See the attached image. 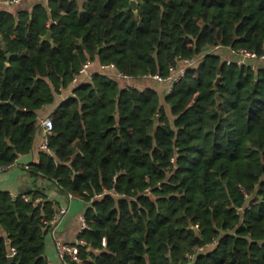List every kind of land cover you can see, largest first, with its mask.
Masks as SVG:
<instances>
[{"label": "trees", "instance_id": "16d2710c", "mask_svg": "<svg viewBox=\"0 0 264 264\" xmlns=\"http://www.w3.org/2000/svg\"><path fill=\"white\" fill-rule=\"evenodd\" d=\"M130 1L0 9V167L32 151L39 110L88 59L142 78L198 58L171 91L101 73L78 84L29 172L88 203L83 264H264V63L219 51L264 54V0ZM23 194L0 191V264L9 247L11 264H50L53 202Z\"/></svg>", "mask_w": 264, "mask_h": 264}, {"label": "crops", "instance_id": "0c3cea01", "mask_svg": "<svg viewBox=\"0 0 264 264\" xmlns=\"http://www.w3.org/2000/svg\"><path fill=\"white\" fill-rule=\"evenodd\" d=\"M80 3H83L84 0H78ZM43 5L45 7H49L50 0H18L11 4H3L2 8L4 10H8L14 12L17 16H19L20 12L23 11H31L36 5ZM59 13L64 14L65 12L60 9ZM56 22V21H55ZM51 20L49 21V25ZM1 39V35H0ZM219 51L227 53V57L233 58L234 55L230 50H223L219 48ZM233 55V57H232ZM184 65L183 62L180 63ZM101 62L98 59L93 60V64L90 66L86 74L75 75V77L81 79L80 82L89 81L92 79L93 75L96 73L104 74L101 70ZM81 69V68H80ZM106 75V74H105ZM110 76V75H108ZM121 81V84L124 86H128L130 83H133L135 87H146L151 86L154 87L162 92L166 89V83L169 85V81L167 82H160L154 78H132L131 80H127L125 78H121L119 76H111ZM85 79V80H82ZM78 86V83H74L73 80L71 85L68 88L61 89L60 93L57 94L55 101L51 104L46 105L41 110H39V130L35 137L34 146L32 151L26 154H20L16 161L9 167L3 168L0 167V191L9 192L13 197H16L19 194H23L27 192V190H40L43 194L47 197L48 200L53 202V207L55 208L56 212L61 206H67L68 212L60 222L57 224L56 227V234L57 236L67 242V243H79L82 245L81 242V233L83 232L82 228V220L81 217L85 215V211L88 207V203L82 199H79L75 196L69 199L68 193L62 192L57 183L43 177H33L30 172L29 166L31 162L38 161L39 154L42 148V126L41 121L45 117L51 115V113L60 105L61 102L68 99L72 95H74V88ZM169 91V90H168ZM30 167V166H29ZM25 196L30 197L29 195L23 194ZM31 198V197H30ZM42 200V197H37L35 202ZM55 212V214H56ZM54 214V215H55ZM4 236H7L4 230H1ZM8 242L10 243L9 238L7 237ZM13 247H9V254L12 252ZM46 256L49 259L50 264H80L78 262L68 260L67 262H63L60 257L58 256L54 238L51 235V230L47 237V247H46Z\"/></svg>", "mask_w": 264, "mask_h": 264}, {"label": "built area", "instance_id": "2783aa9c", "mask_svg": "<svg viewBox=\"0 0 264 264\" xmlns=\"http://www.w3.org/2000/svg\"><path fill=\"white\" fill-rule=\"evenodd\" d=\"M18 0H0V8H2L3 4H11ZM5 6V5H4ZM3 6V7H4ZM218 47V46H217ZM229 50L234 55V58H229L228 63L236 62L240 65L246 64L250 66L252 69L258 68V63H264V54L259 55L256 51L248 49V48H240V49H234L229 48ZM198 58H186L182 60L184 65L179 66H172L171 67V73L167 77H164L160 74H149L145 75L146 78H154L160 82H171L172 86L169 88V91L172 90L173 84L176 81H179L186 73V70L188 67L194 65L198 62ZM93 64V60L88 59L81 67L80 69V75L86 74L90 66ZM101 70L104 74L110 75V76H119L121 78H125L127 80H131L133 77L127 74L122 73L118 70L117 66L114 63H107V64H101ZM81 79L74 77L73 82L76 84H80ZM82 80H85L82 78ZM131 87H135L133 83L129 84ZM42 126V133H43V139H42V148L44 151L51 152L49 142H50V136L53 134L54 129V123L51 118V116L45 117L41 121ZM27 168H29L28 165H26ZM69 199L73 197L71 193H68ZM25 200L30 201L31 198L28 196H25ZM68 212L67 206H61L58 209V212L50 219L45 220L44 223L48 224L50 226L51 235L54 238L56 250L58 253V256L63 262H67L68 260L76 261L80 264L84 263V260L80 256V242L79 243H67L63 240H61L57 234H56V227L57 224L60 222V220L63 218L64 215H66ZM82 220V228L83 230L88 227V223L86 221L85 215L81 217ZM82 244H86V241L84 239H81ZM104 244H106V239L104 240ZM16 254V249L13 248L12 252L9 254L10 256H14Z\"/></svg>", "mask_w": 264, "mask_h": 264}, {"label": "water", "instance_id": "95a60500", "mask_svg": "<svg viewBox=\"0 0 264 264\" xmlns=\"http://www.w3.org/2000/svg\"><path fill=\"white\" fill-rule=\"evenodd\" d=\"M127 9H128V10H129V9H132L133 11H135L136 13H138V11H139V1H138V0H131V1H130V4H129V6H128ZM47 38L50 39V31L48 32ZM9 55H10V53H9ZM220 80H221V77L219 76V77L217 78L216 82H215V85H216V86L220 83ZM217 96H218V98H219V94H218ZM159 121H160V120H159V115H157V116L155 117V127L158 126ZM89 249H91V247H90ZM13 260H14V256H10V264L13 262Z\"/></svg>", "mask_w": 264, "mask_h": 264}, {"label": "rangeland", "instance_id": "374dc122", "mask_svg": "<svg viewBox=\"0 0 264 264\" xmlns=\"http://www.w3.org/2000/svg\"><path fill=\"white\" fill-rule=\"evenodd\" d=\"M223 54H224V56L227 55V53H225V51H224ZM130 84H131V83H130ZM167 84H168V83H166V86H168L167 89L169 90V88L172 86V83L169 82V85H167ZM128 86H130V85H128Z\"/></svg>", "mask_w": 264, "mask_h": 264}]
</instances>
